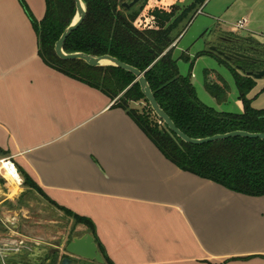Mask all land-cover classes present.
Wrapping results in <instances>:
<instances>
[{
	"label": "crops",
	"instance_id": "crops-1",
	"mask_svg": "<svg viewBox=\"0 0 264 264\" xmlns=\"http://www.w3.org/2000/svg\"><path fill=\"white\" fill-rule=\"evenodd\" d=\"M24 1L40 21L44 0ZM209 4L199 9L219 36L264 45V0ZM241 19L245 28L234 30ZM113 105L47 67L19 1L0 0V149L6 153L0 160L26 173L54 208L89 220L94 234L81 225L84 235L110 264H264V196L240 195L179 170ZM1 178L3 214L1 206L26 188ZM1 247L8 258L22 249L35 253Z\"/></svg>",
	"mask_w": 264,
	"mask_h": 264
},
{
	"label": "trees",
	"instance_id": "trees-1",
	"mask_svg": "<svg viewBox=\"0 0 264 264\" xmlns=\"http://www.w3.org/2000/svg\"><path fill=\"white\" fill-rule=\"evenodd\" d=\"M18 1L35 31L38 56L47 67L114 101L113 107L123 110L165 159L179 170L240 195L264 196V140L230 138L199 146L184 143L157 119L132 74L116 67L92 68L81 61H62L56 57L54 45L75 17L73 0H44L45 13L40 21L33 17L24 0ZM81 1L86 8L85 19L65 41V53L107 55L139 70L159 107L189 138L202 139L235 131L264 133V108H253L248 98L256 81L246 76L264 68V52H255L249 47L250 43L258 45L256 41L225 34L216 47L227 55L237 56L231 62L220 61L233 75L242 106L240 114L217 112L201 103L191 83V75H181L172 58L169 48L178 37L174 34L206 0H192L183 8L170 5L171 0H140L130 9L123 8L122 4L132 0ZM147 2L149 7L145 10ZM198 56L220 57L209 50ZM181 59L189 61L184 55ZM205 88L217 100L224 99V84L207 79ZM139 102L144 103L140 109L131 105ZM5 155L0 149V158ZM19 174L26 190L35 191L47 200L26 173L19 170ZM57 209L94 234L89 220L60 207ZM97 250L103 261L110 264L100 246ZM57 259L56 255L50 264H56Z\"/></svg>",
	"mask_w": 264,
	"mask_h": 264
},
{
	"label": "rangeland",
	"instance_id": "rangeland-1",
	"mask_svg": "<svg viewBox=\"0 0 264 264\" xmlns=\"http://www.w3.org/2000/svg\"><path fill=\"white\" fill-rule=\"evenodd\" d=\"M209 1L208 7L210 9L216 6L218 0ZM171 2L179 7H185L192 0H171ZM148 7L147 2L144 9L146 10ZM179 10L181 9L179 8ZM181 32L182 34L178 38L175 48L172 47L173 42L169 49H172V58L176 60L179 73L183 76L191 75V83L199 101L217 112L240 114L242 106L238 100L237 87L230 69L220 61L223 58L198 56L200 52L209 50L211 47H217L220 43L219 38L222 35L220 34L219 36V32L214 28L212 19L205 16V11L203 13L196 12L189 21H185L180 26L174 37L176 38ZM240 34H244V32H240ZM237 36L250 38L241 35ZM257 44L259 45V43ZM258 45L250 43L249 47L255 52H264V47H260L261 44ZM183 55L188 57L189 61L181 59ZM207 79L215 83L220 82L226 86L223 100H217L206 90ZM256 81L257 85L250 92L248 98L251 100L253 108L263 109L264 78ZM131 105L140 109L144 106V103L139 102ZM0 183H4L1 175ZM1 212L6 215L0 214V245L4 249L23 245L32 251L41 252L54 246H60L58 256L64 257L65 246L72 239L79 238L85 234L83 226L77 225L71 217L54 208L35 191L24 189L23 196L6 201L1 206Z\"/></svg>",
	"mask_w": 264,
	"mask_h": 264
},
{
	"label": "water",
	"instance_id": "water-1",
	"mask_svg": "<svg viewBox=\"0 0 264 264\" xmlns=\"http://www.w3.org/2000/svg\"><path fill=\"white\" fill-rule=\"evenodd\" d=\"M140 0H132L130 3H123L122 7L130 9L135 6ZM76 13L71 24L64 30V32L59 37L58 41L54 45V53L56 57L62 61H81L92 68L100 67H116L132 74L139 84L140 91L147 100L150 109L157 117V119L164 123L167 129L176 135L181 141L190 145H203L207 143L222 141L230 138H245V139H259L264 140V133H247L243 131H235L226 133L223 135H214L212 137L202 138V139H192L187 137L181 131H179L170 118L163 112V110L157 104L150 87L145 80L143 73L139 70L124 64L117 59L110 56H91L83 53H71L67 54L63 51V45L67 38L77 30L83 23L86 15L85 4L81 0H73ZM210 51L216 53L218 56L223 58L227 62H231L236 55H227L221 51H218L215 47H211ZM246 76L253 78L254 80H261L264 78V69L258 71L257 73H247ZM60 249V246H58ZM64 257L57 259L56 264H104V261L99 254L97 247L95 245L94 239L86 234L80 238L72 239L64 248ZM8 253V252H7ZM7 253H0V264L3 258H8ZM48 255V250H43L35 254H29L25 257L9 256L11 262L7 264H16L18 261L20 264H50L51 256ZM59 255V253H58Z\"/></svg>",
	"mask_w": 264,
	"mask_h": 264
},
{
	"label": "built area",
	"instance_id": "built-area-1",
	"mask_svg": "<svg viewBox=\"0 0 264 264\" xmlns=\"http://www.w3.org/2000/svg\"><path fill=\"white\" fill-rule=\"evenodd\" d=\"M197 13H201L200 9L197 11ZM245 25H246V20L241 19L233 26V28L234 30L239 31V30H243L245 28ZM0 175L6 181H11L17 186H21L23 183L17 172V169L9 159L0 160Z\"/></svg>",
	"mask_w": 264,
	"mask_h": 264
},
{
	"label": "flooded vegetation",
	"instance_id": "flooded-vegetation-1",
	"mask_svg": "<svg viewBox=\"0 0 264 264\" xmlns=\"http://www.w3.org/2000/svg\"><path fill=\"white\" fill-rule=\"evenodd\" d=\"M58 250H59L58 246H54V247H52L51 249L48 250V255L51 256L50 257L51 259H53L56 255L58 257ZM35 253H37V252H35ZM35 253L26 251L25 249H22V251L17 254V257H25V256H27L29 254L31 255V254H35ZM59 258H62V256H59ZM9 262H11V258H7L6 257V258L2 259V263L3 264H7ZM16 264H20L19 261Z\"/></svg>",
	"mask_w": 264,
	"mask_h": 264
}]
</instances>
